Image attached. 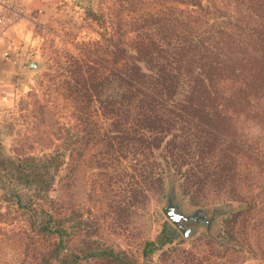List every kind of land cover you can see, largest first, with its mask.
I'll return each instance as SVG.
<instances>
[{
  "label": "rangeland",
  "instance_id": "1",
  "mask_svg": "<svg viewBox=\"0 0 264 264\" xmlns=\"http://www.w3.org/2000/svg\"><path fill=\"white\" fill-rule=\"evenodd\" d=\"M13 1V17L27 23L30 37L24 64L37 61L41 68L23 67L9 98L0 101V264H70L69 255L102 248L144 264V244L164 226L170 242L165 255L153 253L156 264H191L195 256L215 264H264V173L251 170L239 183L235 195L246 204L213 187L182 192L173 185L182 212L214 218L209 229L194 226L184 237L162 212L168 178L160 193L155 183L145 184L139 165L131 177L130 163L115 165L112 149L102 145L104 119L65 101L66 54L99 37L92 14L102 16L108 34L129 39V0Z\"/></svg>",
  "mask_w": 264,
  "mask_h": 264
},
{
  "label": "trees",
  "instance_id": "2",
  "mask_svg": "<svg viewBox=\"0 0 264 264\" xmlns=\"http://www.w3.org/2000/svg\"><path fill=\"white\" fill-rule=\"evenodd\" d=\"M143 2L128 1L125 41L91 15L101 32L66 54L65 101L104 119L102 145L115 165L130 163L131 177L137 164L160 193L168 178L182 192L213 187L246 204L239 183L264 173V0ZM165 231L144 244V264L165 255ZM68 259L135 264L108 248ZM201 259L191 264H215Z\"/></svg>",
  "mask_w": 264,
  "mask_h": 264
},
{
  "label": "crops",
  "instance_id": "3",
  "mask_svg": "<svg viewBox=\"0 0 264 264\" xmlns=\"http://www.w3.org/2000/svg\"><path fill=\"white\" fill-rule=\"evenodd\" d=\"M25 5L30 1L21 0ZM15 1H13L14 3ZM13 17L6 29L0 34V101L9 98L13 87V78L25 65L28 39L27 23L20 24ZM25 65V66H24Z\"/></svg>",
  "mask_w": 264,
  "mask_h": 264
},
{
  "label": "water",
  "instance_id": "4",
  "mask_svg": "<svg viewBox=\"0 0 264 264\" xmlns=\"http://www.w3.org/2000/svg\"><path fill=\"white\" fill-rule=\"evenodd\" d=\"M82 1V0H79ZM86 1H91V0H86ZM41 68V65L37 62V61H31L28 65H27V70L29 72L33 71V70H39ZM174 187L173 184L171 185V189L167 192L168 194L166 195V200L167 203L165 206H163L162 208V212L164 214V216L167 218V220L173 224L181 233H183V226L180 224L179 218L181 217V215L178 213H174V209L176 211H180V206L178 203H176L174 201ZM194 230V229H191ZM184 237H187L184 235Z\"/></svg>",
  "mask_w": 264,
  "mask_h": 264
},
{
  "label": "flooded vegetation",
  "instance_id": "5",
  "mask_svg": "<svg viewBox=\"0 0 264 264\" xmlns=\"http://www.w3.org/2000/svg\"><path fill=\"white\" fill-rule=\"evenodd\" d=\"M178 213L181 215V217L179 218L180 224L183 226V235L190 237L191 234L193 233L194 226H199L202 225L204 226L206 229L210 228V225L213 222V216H206L204 213H200V212H194V213H184L181 210L180 211H176L174 209V213ZM214 217L216 216V212L213 213Z\"/></svg>",
  "mask_w": 264,
  "mask_h": 264
},
{
  "label": "built area",
  "instance_id": "6",
  "mask_svg": "<svg viewBox=\"0 0 264 264\" xmlns=\"http://www.w3.org/2000/svg\"><path fill=\"white\" fill-rule=\"evenodd\" d=\"M13 0H0V34L4 32L13 19Z\"/></svg>",
  "mask_w": 264,
  "mask_h": 264
}]
</instances>
